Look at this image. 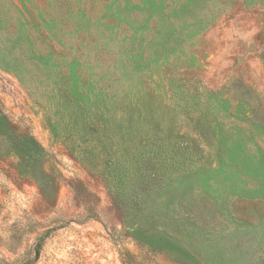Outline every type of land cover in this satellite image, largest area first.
Segmentation results:
<instances>
[{"label":"rangeland","instance_id":"1","mask_svg":"<svg viewBox=\"0 0 264 264\" xmlns=\"http://www.w3.org/2000/svg\"><path fill=\"white\" fill-rule=\"evenodd\" d=\"M0 112V264H264V0H0Z\"/></svg>","mask_w":264,"mask_h":264},{"label":"trees","instance_id":"2","mask_svg":"<svg viewBox=\"0 0 264 264\" xmlns=\"http://www.w3.org/2000/svg\"><path fill=\"white\" fill-rule=\"evenodd\" d=\"M6 126H7V120L0 112V129H4ZM10 139L12 140L9 141V146L12 151L14 150L17 151L18 153L20 152L22 153L23 149L21 148H24L27 154L31 157H34L35 159L38 157L41 158L44 154V149L37 142L34 136H28L27 134H25L24 136H21L19 139H14V137ZM17 144H20V147ZM17 147L19 148L17 149Z\"/></svg>","mask_w":264,"mask_h":264}]
</instances>
